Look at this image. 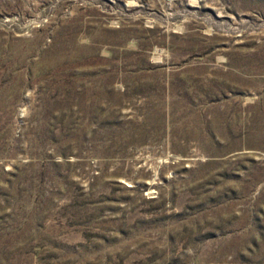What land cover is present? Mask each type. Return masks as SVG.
<instances>
[{
	"label": "rangeland",
	"instance_id": "rangeland-1",
	"mask_svg": "<svg viewBox=\"0 0 264 264\" xmlns=\"http://www.w3.org/2000/svg\"><path fill=\"white\" fill-rule=\"evenodd\" d=\"M0 264H264V0H0Z\"/></svg>",
	"mask_w": 264,
	"mask_h": 264
}]
</instances>
